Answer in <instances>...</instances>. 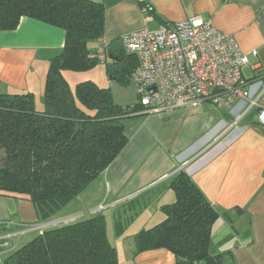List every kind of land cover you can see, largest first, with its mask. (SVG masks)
<instances>
[{"label":"crops","instance_id":"0c3cea01","mask_svg":"<svg viewBox=\"0 0 264 264\" xmlns=\"http://www.w3.org/2000/svg\"><path fill=\"white\" fill-rule=\"evenodd\" d=\"M89 1L104 7L103 39L107 44L120 47L123 34L198 17L232 37L247 55L248 65L242 70L246 81H264V0ZM64 39L62 29L27 17L20 19L16 29L0 31V95L30 93L35 109L42 110L49 61L61 53ZM89 47L95 49L96 44ZM84 73L65 76L74 86L88 80L108 89L113 102L121 107L136 105L131 78V85L122 87L112 81L97 84L83 79ZM243 106L236 99L223 110L205 103L199 109L170 115H132L123 123L126 145L77 199L42 221L32 202L0 196V224L10 222V230L17 232L100 213L118 264H175L174 256L165 249L136 254L135 236L160 223L163 213L159 222L141 224L140 231L130 230L129 217L133 216L127 213L146 207L157 211L174 203L168 185L183 170L219 214L209 254L225 253L224 264H264V126L257 122L264 109V93L258 108L230 127ZM26 237L15 236V246L33 239Z\"/></svg>","mask_w":264,"mask_h":264},{"label":"trees","instance_id":"16d2710c","mask_svg":"<svg viewBox=\"0 0 264 264\" xmlns=\"http://www.w3.org/2000/svg\"><path fill=\"white\" fill-rule=\"evenodd\" d=\"M31 18L65 33L61 53L49 61L43 109L30 93L0 95V196L33 203L40 220L55 216L94 182L127 142L124 121L140 108L121 107L110 91L92 81L71 88L65 74L84 73L97 62L104 7L89 0H0V31ZM106 75L127 85L134 55L106 45ZM108 61V62H107ZM168 187L175 201L160 208L164 219L135 236L136 254L165 249L175 264H224L225 253L209 254L218 212L189 176L178 171ZM2 264H118L102 214L46 229L6 257Z\"/></svg>","mask_w":264,"mask_h":264},{"label":"built area","instance_id":"2783aa9c","mask_svg":"<svg viewBox=\"0 0 264 264\" xmlns=\"http://www.w3.org/2000/svg\"><path fill=\"white\" fill-rule=\"evenodd\" d=\"M106 45L103 38L96 42L95 57L102 63L107 60ZM119 45L137 60L131 75L140 108L136 114L170 115L199 109L205 103L223 110L238 99L245 106L235 114L230 123L232 127L249 111L258 108V100L264 93V81L243 78L242 70L248 65V58L240 52L234 39L198 17L123 34ZM257 122L264 126V109L259 111ZM11 226L10 222L0 224V264L2 256L14 251L15 236L44 232V225L28 226L17 232L10 230Z\"/></svg>","mask_w":264,"mask_h":264},{"label":"rangeland","instance_id":"374dc122","mask_svg":"<svg viewBox=\"0 0 264 264\" xmlns=\"http://www.w3.org/2000/svg\"><path fill=\"white\" fill-rule=\"evenodd\" d=\"M105 68H106V63L97 62L96 65H95V67L93 69H91L90 71L82 74V77H83V79H92L97 84H102L101 82H104L105 84L106 83L108 84L111 81L108 79V76L106 75ZM65 75H67V73ZM68 75H73V73H70ZM66 78H67L70 86H74L73 83L70 81L71 79L69 77H67V76H66ZM131 83L132 82H129L127 85H124L122 87H127L128 85H131ZM2 158H3V154L0 151V166H1V162H2L1 160H2ZM160 211H161L160 208L156 211L155 208H147L146 207L144 209L141 208L140 211H138V208H135L131 212L127 213V214H132V216H133V217H129V218H132V221L130 223L131 224L130 225L131 226L130 227V230L131 231H134L137 228H139L138 231H140L141 226H142L141 224H143L145 222L148 225L155 224V223L159 222L161 220V218H162V212H160ZM51 224L52 223H46L45 222L44 226L42 227L43 230L45 231L48 228H52L53 226ZM62 224H64V223H61V225ZM24 235L25 234H20V235H18V237H20V238L22 237L21 239H23V237L24 238L26 237ZM26 235H27L26 238H28V237H30V238L33 237L34 238L38 234H37V232H28V233H26ZM14 243H15V241H14ZM22 244H23V241H21V242L19 241L18 242V245L15 246L13 252L17 251L20 248V246H22ZM118 249H121V245L120 244L118 245ZM6 257L7 256H5V257L2 256V259L1 260L4 261L6 259Z\"/></svg>","mask_w":264,"mask_h":264},{"label":"clouds","instance_id":"9594fccd","mask_svg":"<svg viewBox=\"0 0 264 264\" xmlns=\"http://www.w3.org/2000/svg\"><path fill=\"white\" fill-rule=\"evenodd\" d=\"M79 219H80V218H79ZM77 220H78V219H77ZM59 225H61V224H59ZM59 225H58V226H59ZM54 227H56V226H54Z\"/></svg>","mask_w":264,"mask_h":264}]
</instances>
